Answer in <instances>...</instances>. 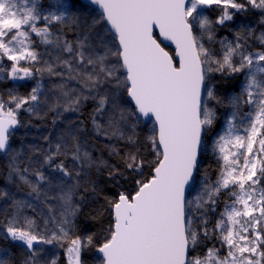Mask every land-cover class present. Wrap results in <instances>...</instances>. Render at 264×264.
Listing matches in <instances>:
<instances>
[{
  "label": "snow or ice",
  "instance_id": "6c2138e0",
  "mask_svg": "<svg viewBox=\"0 0 264 264\" xmlns=\"http://www.w3.org/2000/svg\"><path fill=\"white\" fill-rule=\"evenodd\" d=\"M247 2L264 9V0ZM92 3L103 10L100 21L107 22L106 31L114 33L118 48L113 51L109 47L106 55L96 60L87 58V63L94 68L93 72L84 75V86L95 87L102 82V74L103 78L115 75V66L111 69L104 66L107 55L122 60L126 77L123 80L117 78V84L126 87L127 96L135 107L121 109L120 118L125 120L135 116L138 120L142 116L153 119L155 129L149 140L157 153L151 179L137 181L138 190L134 195L120 194L118 201H110L115 223L98 248L103 254L102 264H264V53L245 52L239 42L233 45L222 41V55L218 58L200 42L201 37L194 34L198 25L201 33H207L209 41L214 38L213 21L203 14L202 7L216 5L221 8V15L214 23L223 25L233 19L230 8L240 11L244 5L236 0H92ZM41 19L44 26L38 27ZM64 19L63 12L42 14L38 10V0H0V59L7 57L12 61L10 78L24 79L33 75L30 67L19 65L20 61L31 64L39 59L31 46V33H35L43 44L60 46L59 37L55 41L52 39L49 25ZM155 28H159L165 40L176 44L178 66L175 58L154 39ZM260 39L264 44V36ZM77 46L82 49L84 42L78 41ZM63 50L74 51L67 42H64ZM75 55L81 62L85 60L83 51H77ZM236 57H239L238 62ZM63 63L71 78L80 76L79 72L72 76L69 61ZM97 63L99 72L95 71ZM21 71L23 76L18 75ZM37 71L52 73L53 68L49 65ZM212 71L245 73L241 93L228 100L234 111L212 144L219 175L214 184H205L203 192L207 193V199L201 193L195 200L196 208L215 205L220 194L226 191L228 199L215 227L208 229V221L202 219L201 228L204 237L215 234L221 247L227 248V254L221 256L219 249L212 247L204 256L189 259L188 249L199 243L200 233L194 227L193 201L185 200L184 190L197 167L202 134L215 118L206 103L218 99L205 83L206 73ZM202 89L207 92L203 99ZM38 90V87L33 88L27 98L10 95L7 105L0 98V152L7 149L11 131L19 123L17 110L29 100L37 101ZM64 95L69 96L68 93ZM79 102L80 96L69 97L65 111L75 110L73 106ZM12 104L15 108L10 106ZM242 104L247 105L249 111L240 114V122L236 123ZM104 105L105 99L101 98L97 111ZM59 149L58 144L57 152ZM73 159L83 163L87 153L81 155L77 148ZM52 161L53 156H46V163ZM127 166L138 168L141 165L136 163L135 156H131ZM56 170L64 177L71 176L63 163L57 165ZM21 179L27 182L23 176ZM44 180L45 176L37 172V184ZM32 187L37 191L35 185ZM61 199L70 201L71 190L64 192ZM20 203L16 202L17 206ZM6 231L12 240L23 242L33 256L36 254L34 244L67 242L68 264H82L81 251L92 243V237H76L69 241V233L63 225L51 237L35 234L30 224L28 229L17 227L13 221L9 222Z\"/></svg>",
  "mask_w": 264,
  "mask_h": 264
},
{
  "label": "rangeland",
  "instance_id": "374dc122",
  "mask_svg": "<svg viewBox=\"0 0 264 264\" xmlns=\"http://www.w3.org/2000/svg\"><path fill=\"white\" fill-rule=\"evenodd\" d=\"M236 2L243 4L244 9L237 11L230 8L229 12L233 15V19L225 21L223 25L214 23L221 15V8L216 5L201 8L203 14L213 21L214 38L212 41H209L207 33H201L198 25L194 29V34L201 37L200 42L218 58L222 55V41L233 45L239 42L245 52L253 54L264 52V44L260 39L264 36V9L253 7L247 0H236ZM38 10L44 15L49 12H55L57 15L61 12L65 14L63 21H55L49 25V28L52 39L55 41L59 37L61 46L64 45V42L62 40L60 43L61 37L57 26L65 28L70 35L68 44L73 46L74 51L72 53L64 51L63 47L61 49L56 43L43 44L35 33H31V46L39 54V59L31 64L25 61L19 62L21 67H30L33 73L31 77L10 78L8 73L11 71L12 61H9L7 57L0 59V68L3 69L0 71V98L6 105L10 95L27 98L33 88H39L36 93L37 101L29 100L27 104L17 110L19 123L11 132L7 150L0 154V193H4V195H0V223L5 226L4 230L0 229V241L7 239L16 245L14 249L18 251L19 264H52V261L57 260L60 256L68 259L67 242L34 244L36 254L33 256L23 242L12 240L6 229L10 221L24 229H28L30 224L31 230L35 234L51 237L52 233H58L63 225L69 233V241L76 237H92V243L81 251L82 264H102L103 260L97 256L96 250L104 243L109 231L99 236L97 242L93 241V234L89 231L84 235H79L77 217L81 211L92 214L103 209L106 201L102 199L104 190L118 172V167L112 161L117 152L123 150L124 159L122 162L126 169L132 171L136 176L143 171L144 164H141L142 156L139 157L137 154L139 149L136 146V141L142 134L143 128H145V135L148 133L150 136L154 134L155 128L152 122L145 123L140 117L137 120L135 116H129L127 119L121 120V109L131 110L134 108L127 100L126 87H120L117 84V78L123 80L126 77L117 57L109 54L104 60L105 67L109 69L113 66L116 67L113 77L103 78L102 74V82L95 87L84 86V75L93 72L94 68L93 65L87 63V58L96 60L98 57L105 56L109 47L113 51L118 48L116 40L113 39L114 36L106 31L104 21H100L101 14L84 5L80 0H38ZM97 21L100 22L97 23ZM37 26L43 27L44 21L42 19L38 21ZM237 36H239V40H237ZM250 39L253 40L251 44L260 50L250 47L247 42ZM78 41L84 42L82 49L77 46ZM77 51H83L85 56L83 62L75 55ZM235 59L238 62L239 57ZM65 60L71 63L72 76H75L76 72L80 73L78 78H71L67 66L63 63ZM49 65L53 68L52 73L37 71V69H45ZM212 67L215 68V65ZM95 71L99 72L98 63L95 66ZM18 75L23 76V72H19ZM226 80H229V84L224 82ZM7 82L10 83L7 84ZM205 83L207 87L212 88L218 99L206 101L207 106L215 113V118L213 124L206 130V139L203 141L202 150L206 156H210L217 162V155L213 151L212 144L226 126L225 120L234 111L229 106L228 100L241 93L242 85L245 83V73L208 72ZM26 88H29L28 91L25 90ZM65 93H68L69 96L66 97ZM72 96H80V102L73 106L75 110L65 111L68 99ZM206 96L207 92L205 91L204 98ZM101 98L105 99V105L101 111H97ZM244 98L247 99L246 96ZM218 100L222 103H218ZM90 101L94 106L88 118L90 120L89 128L84 131L79 111ZM10 106L15 108V104ZM248 111V106L242 104L235 122L239 123L240 114ZM21 112H24L25 116L20 117ZM97 125H99V129ZM58 144L60 145L59 152H57ZM77 148L81 155L87 153V159L83 163L73 159ZM46 156H53V161L46 163ZM131 156L136 157V163L140 164V167L129 168L127 166L131 162ZM61 163L71 172L70 177H64L61 172L56 170V166ZM37 172L45 176V180L40 184H37L36 181ZM218 175V163L216 174L211 172L197 174L186 198V201H193L194 227L200 233L199 243L189 247V259L204 256L207 250L212 247L219 249L221 256L227 254V248L221 247L216 235L204 237L201 228L202 219L208 221V229L211 230L215 227L220 213L224 211V202L228 199L226 191L220 194L215 205L207 204L202 208H196L195 205L198 194L203 193V198L207 199V193L203 192L204 186L205 184H214ZM22 176L27 182L21 179ZM32 185L37 187V191H33ZM69 189L71 190V200L66 202L61 199V196ZM118 198L119 195H116L114 198L111 196L107 199L108 207L110 201H117ZM16 202H21L20 206H17ZM213 207H215V211L210 210ZM65 220L68 223H63ZM198 248L203 251L197 252ZM9 258L10 253L0 242V262L9 264Z\"/></svg>",
  "mask_w": 264,
  "mask_h": 264
},
{
  "label": "trees",
  "instance_id": "16d2710c",
  "mask_svg": "<svg viewBox=\"0 0 264 264\" xmlns=\"http://www.w3.org/2000/svg\"><path fill=\"white\" fill-rule=\"evenodd\" d=\"M213 14L215 12L211 10ZM58 27V31L61 37L60 43L63 42L69 43L70 35L67 33L65 28ZM253 42V41H251ZM249 45L251 47L252 44ZM63 46L60 45L62 49ZM252 49H259L257 46L252 45ZM260 50V49H259ZM263 52V51H262ZM264 53V52H263ZM225 83L229 84V80L224 81ZM10 82H7L9 84ZM6 84V85H7ZM29 88L25 90L28 91ZM94 104L92 101L87 102V104L79 111V118L83 122L84 131L89 128L90 120L89 114L91 113V109L93 108ZM25 116L24 112H21L20 117ZM149 126V125H148ZM141 135H139L138 140L136 141V146H138V156H142V163L144 164V169L141 173L136 176L132 171H129L123 166V150L117 152L114 158H112L113 163H115L116 167H118V172H116L115 177L113 180L109 181L107 184L104 195L102 199H105L103 209H100L99 212H94L92 214L88 212H80L77 217L78 223V234L84 235L85 232H90L93 234V241H98V237L104 235L105 232L109 231L110 227L113 224L112 221V209L111 204L107 205L108 200L111 196L116 197V195L126 194V195H133L136 191V182L137 181H144L147 182L151 178V172L153 167L155 166V162L157 159V153L153 149V145L151 140H149L150 134L147 133L145 135V128L141 130ZM206 139V131L203 135V141ZM155 151V152H154ZM1 159V155H0ZM206 172V173H217V162L213 160L210 156H206L201 150L200 160L198 165L197 174ZM120 193V194H119ZM210 208V207H209ZM211 210V209H210ZM1 222V221H0ZM0 229H5V226L0 223ZM108 236L110 233L107 234ZM1 245L10 253L9 264H19V255L18 251L14 249L16 245L14 243H10L7 239H2ZM200 247V246H199ZM203 250L201 248L197 249V252L201 253ZM50 253V251H47ZM52 253V252H51ZM68 259L66 257L60 256L57 260L55 259V264H67Z\"/></svg>",
  "mask_w": 264,
  "mask_h": 264
},
{
  "label": "water",
  "instance_id": "95a60500",
  "mask_svg": "<svg viewBox=\"0 0 264 264\" xmlns=\"http://www.w3.org/2000/svg\"><path fill=\"white\" fill-rule=\"evenodd\" d=\"M84 5L86 6H89L91 7L92 9L98 11L101 15H102V9L100 8V6L98 4H94L92 3V0H80ZM105 23V26L107 25V22L104 21ZM107 27H110V26H107ZM113 36H114V33H111ZM153 37L154 39L157 40V43H160L161 47L164 48L165 51H167L169 53L170 56L174 57L175 60L174 62L176 63V65L178 66L179 65V57L176 56V44L172 41V40H165L163 36H161L160 34V30L159 28H155L154 29V32H153ZM117 43V46H118V41H116ZM121 65H122V60L120 61ZM124 74L126 75V71L122 68ZM126 96H127V93H126ZM205 96V90L202 89V99L204 98ZM127 100L128 102L132 105V107L134 108L135 105H134V102L131 101L130 97L127 96ZM142 119V121H144L145 123H149V122H152V124L154 125V128H155V124H154V120L151 119V118H148V117H140ZM15 129V128H14ZM12 129V131L14 130ZM11 131V132H12ZM203 135L204 133L202 134V143H203ZM7 150V149H6ZM5 150V151H6ZM201 150H202V144H201V147L199 149V152H198V157H197V167L196 169L194 170L193 172V176L192 178L189 180V183L187 185H185V190H184V196H185V200L188 196V193L194 183V180L196 178V175H197V170H198V165H199V160H200V154H201ZM5 151H2L0 152V154H3ZM153 175V171L151 172V177ZM151 179V178H150ZM138 190V189H137ZM136 190V191H137ZM135 194V193H134ZM133 194V195H134ZM119 199V198H118ZM118 201V200H117ZM112 221H113V225L115 223V220H114V211L112 209ZM96 254L99 258H101L103 260V254L100 253L98 251V249L96 250ZM187 256L189 257V249H188V253H187Z\"/></svg>",
  "mask_w": 264,
  "mask_h": 264
},
{
  "label": "bare ground",
  "instance_id": "6f19581e",
  "mask_svg": "<svg viewBox=\"0 0 264 264\" xmlns=\"http://www.w3.org/2000/svg\"><path fill=\"white\" fill-rule=\"evenodd\" d=\"M249 38H250V37H249ZM250 41H253V40L250 39V40H248L247 42L249 43ZM251 43H252V42H251ZM251 43H250V44H251ZM254 47H255V46H254ZM251 48H252V45H251ZM248 49H249V47H248ZM214 101H215V100H214ZM218 103H219V102H218ZM218 103H217V104H218ZM224 104H225V103H224ZM218 107H219V106H218ZM1 165H2V164H1ZM2 167H3V166H2ZM2 167H1V168H2ZM99 176H100V175H99ZM102 183H103V182H102ZM95 184H97V183H95ZM50 185H51V184H50ZM104 187H105V186H104ZM39 193H40V192H39ZM49 200H50V199H49Z\"/></svg>",
  "mask_w": 264,
  "mask_h": 264
}]
</instances>
